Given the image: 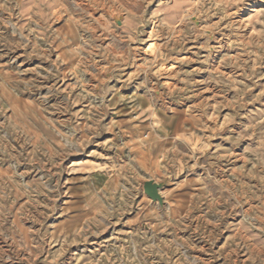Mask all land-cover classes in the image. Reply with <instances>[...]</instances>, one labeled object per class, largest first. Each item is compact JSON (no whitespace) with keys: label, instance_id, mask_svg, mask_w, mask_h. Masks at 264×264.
I'll return each instance as SVG.
<instances>
[{"label":"rangeland","instance_id":"rangeland-1","mask_svg":"<svg viewBox=\"0 0 264 264\" xmlns=\"http://www.w3.org/2000/svg\"><path fill=\"white\" fill-rule=\"evenodd\" d=\"M0 264H264V0H0Z\"/></svg>","mask_w":264,"mask_h":264},{"label":"water","instance_id":"water-1","mask_svg":"<svg viewBox=\"0 0 264 264\" xmlns=\"http://www.w3.org/2000/svg\"><path fill=\"white\" fill-rule=\"evenodd\" d=\"M160 186L152 181L145 182L143 185L144 194L152 201L162 203V199L159 196Z\"/></svg>","mask_w":264,"mask_h":264},{"label":"bare ground","instance_id":"bare-ground-1","mask_svg":"<svg viewBox=\"0 0 264 264\" xmlns=\"http://www.w3.org/2000/svg\"><path fill=\"white\" fill-rule=\"evenodd\" d=\"M130 2V1H129ZM124 5V4H123ZM76 9V8H75ZM117 22V21H116ZM119 24V23H118Z\"/></svg>","mask_w":264,"mask_h":264}]
</instances>
